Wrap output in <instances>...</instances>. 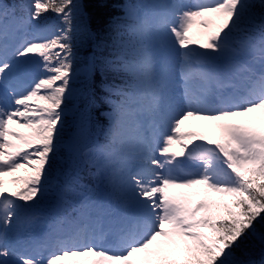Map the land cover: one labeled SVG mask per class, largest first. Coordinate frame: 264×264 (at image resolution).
Returning <instances> with one entry per match:
<instances>
[{
    "label": "snow or ice",
    "instance_id": "1",
    "mask_svg": "<svg viewBox=\"0 0 264 264\" xmlns=\"http://www.w3.org/2000/svg\"><path fill=\"white\" fill-rule=\"evenodd\" d=\"M75 8L28 0L19 42L0 31V264H256L237 252L264 238V0L126 5L107 62L121 84L108 89L118 102L105 98V143L88 146L83 113L70 126L58 201L76 216L53 218L42 239L29 231L22 216L60 180ZM48 13L51 34L27 38ZM37 59L43 74L25 83ZM189 120L216 135L182 131ZM84 156L105 190L79 184ZM189 162L195 171H183Z\"/></svg>",
    "mask_w": 264,
    "mask_h": 264
},
{
    "label": "trees",
    "instance_id": "2",
    "mask_svg": "<svg viewBox=\"0 0 264 264\" xmlns=\"http://www.w3.org/2000/svg\"><path fill=\"white\" fill-rule=\"evenodd\" d=\"M7 1L10 9L15 7L18 0ZM128 1L135 0H74L76 8L73 11V70L77 69L83 63L93 56L95 60V69L89 79H82L78 84H72L71 97L68 100L67 110L73 105L77 109L88 112V119L91 122L90 130L97 134L99 142L102 144L106 140L107 129L110 121L107 114L111 112V103L118 102L120 97L115 91H109L114 85L121 84L120 74L113 71L108 65V61L114 59L116 52L115 43L118 29L119 17L123 14L122 6ZM47 21H46V20ZM40 22H48L51 27L59 23L54 14H45ZM109 102H106V99ZM104 113L105 115H101ZM69 115L66 116V124L69 127L64 128L60 148L57 156L54 158V172L60 176L67 169L64 162L68 153L66 145L68 135L71 132ZM75 175L84 185L93 188L96 183L97 175L94 169L88 167L84 162L79 163L73 168ZM51 199L45 201L49 204ZM264 233V229H260ZM237 255L244 260H253L256 264H264V238L261 235H250L245 239Z\"/></svg>",
    "mask_w": 264,
    "mask_h": 264
},
{
    "label": "rangeland",
    "instance_id": "3",
    "mask_svg": "<svg viewBox=\"0 0 264 264\" xmlns=\"http://www.w3.org/2000/svg\"><path fill=\"white\" fill-rule=\"evenodd\" d=\"M179 1L183 5H187V6L193 5L191 0H179ZM148 2H151V0H135V1H131V2L128 1L124 3V5L122 6L123 14L119 17L120 20L117 24L119 25L121 23H127V21L123 20V17L125 16V6L126 5H129V4L134 5L138 3H148ZM0 4L6 5V3L3 0H0ZM27 4H28V0H18L15 7H17L18 10H20L22 13L18 11V13L14 12V16L13 15H7V16L0 15V31L7 30L10 34L16 33L18 37L17 42H19V37L25 35V32L18 30V23H19L20 17L27 16V11H26ZM44 24H47V25H44ZM34 25H35V22H32L31 24L26 26V35H27V38L29 39L41 38V37L50 35L53 29L51 26L48 25V22H40L39 27H36ZM118 29L120 31H123V29L119 27ZM193 33H195V29H193ZM124 38L127 39V36H125ZM95 67L96 65H95L94 57L91 56L86 63H83L77 69H74V77H73L72 84H78V82H80L82 79H89L92 76ZM31 68H32V71L25 78V83H27L33 77H39L43 74L40 68L38 59L33 62V64L31 65ZM76 109H77V105L75 104L73 105V107H70L68 110H66V116L69 115L70 126L73 124L74 118L79 117L82 113L85 114L87 118L89 117L86 109L85 110H82V109L76 110ZM186 123H187V127L184 129L186 132L190 131V132H195L197 134L206 135V136L216 135L214 125L211 122L201 121V120H189ZM88 124H89L88 146L93 147V146L98 145L97 142H99L100 139L97 138V134H95L94 132L90 130L91 122L89 121V119H88ZM104 143L105 142H103L102 144ZM93 156H95V154H93ZM92 158H93L92 156H84L80 159V161L76 165H78L81 162L82 163L84 162L88 167L95 170L97 179H98L96 167H94L93 164L88 162ZM189 164L190 166H188ZM189 164L182 166L183 171H195V168L191 167V162H189ZM68 167L69 166L67 165V169ZM63 183H64V177L60 175V180L58 181V183L54 182L53 188L48 193H46L45 197L42 198L32 209H30L27 213H25L22 216V220L25 222L26 225L31 220L39 222L40 230L37 234H35V236L38 239H42L44 234L49 231L48 222L55 223V219L53 218H56V219H59L61 217L72 218L76 216L75 211L71 209L64 211L63 207L59 205V201H58V194L60 193L59 185H62ZM79 184L82 185L85 190L96 191L98 188L102 191L105 190L103 189L102 185L99 183L98 180L94 184L93 188H90L89 186L84 185L83 182L81 181H79ZM49 198L51 199V202H49V204H45V201L49 200ZM64 199L71 201L73 200V196L71 194H65ZM224 199L228 200L230 199V197H225Z\"/></svg>",
    "mask_w": 264,
    "mask_h": 264
},
{
    "label": "bare ground",
    "instance_id": "4",
    "mask_svg": "<svg viewBox=\"0 0 264 264\" xmlns=\"http://www.w3.org/2000/svg\"><path fill=\"white\" fill-rule=\"evenodd\" d=\"M194 1V0H193ZM178 2L180 3V1L178 0ZM195 2L196 3H198V2H200V0H195ZM187 122V121H186ZM184 123V125H182V128H181V130L182 131H185L184 129L187 127V123ZM27 225H28V227H29V231L31 232V233H33V234H37L38 232H39V230H40V224H39V222H37V221H33V220H31V221H29L28 223H27Z\"/></svg>",
    "mask_w": 264,
    "mask_h": 264
}]
</instances>
